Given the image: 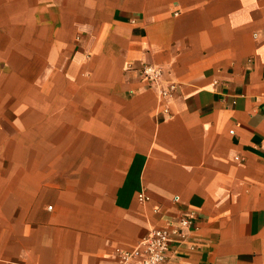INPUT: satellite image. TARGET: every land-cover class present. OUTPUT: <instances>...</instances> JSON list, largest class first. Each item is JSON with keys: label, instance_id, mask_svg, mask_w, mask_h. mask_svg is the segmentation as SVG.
Masks as SVG:
<instances>
[{"label": "crops", "instance_id": "0c3cea01", "mask_svg": "<svg viewBox=\"0 0 264 264\" xmlns=\"http://www.w3.org/2000/svg\"><path fill=\"white\" fill-rule=\"evenodd\" d=\"M188 211L172 264H264V0H0V264H119Z\"/></svg>", "mask_w": 264, "mask_h": 264}, {"label": "built area", "instance_id": "2783aa9c", "mask_svg": "<svg viewBox=\"0 0 264 264\" xmlns=\"http://www.w3.org/2000/svg\"><path fill=\"white\" fill-rule=\"evenodd\" d=\"M140 74L158 91L161 101H169L178 90L179 83L168 78L165 69L158 64L143 62ZM164 110L170 112L168 106ZM138 199L146 203L151 197L140 191ZM197 218L196 212L188 211L161 226H152L134 249L118 250L119 264H172L176 248L198 228Z\"/></svg>", "mask_w": 264, "mask_h": 264}]
</instances>
